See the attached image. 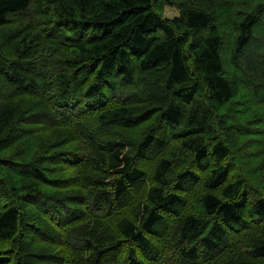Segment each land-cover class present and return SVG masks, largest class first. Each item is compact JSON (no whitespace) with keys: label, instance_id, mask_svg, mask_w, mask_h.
I'll use <instances>...</instances> for the list:
<instances>
[{"label":"trees","instance_id":"trees-1","mask_svg":"<svg viewBox=\"0 0 264 264\" xmlns=\"http://www.w3.org/2000/svg\"><path fill=\"white\" fill-rule=\"evenodd\" d=\"M0 264H264V0H0Z\"/></svg>","mask_w":264,"mask_h":264},{"label":"rangeland","instance_id":"rangeland-1","mask_svg":"<svg viewBox=\"0 0 264 264\" xmlns=\"http://www.w3.org/2000/svg\"><path fill=\"white\" fill-rule=\"evenodd\" d=\"M177 13H178V10H176L174 7H172V6H166L165 7V15L166 16L171 17L173 15H176ZM223 18H225V17H223ZM223 18H221L222 23L224 25H228V23L223 21ZM231 31H232V37H233V31H234L233 28H231ZM226 58L228 59V54L226 55ZM226 67L227 68H226V71H225V75L229 78V81L234 86L235 98L238 97L239 95H241V97H242L243 96L242 92L245 91L246 89L242 85L237 83L239 81V79H240L238 73L235 72L232 69V67H230L229 62L226 64ZM24 101H25L26 104H31V100L29 98H27V97L24 99ZM167 227H168V224H166V223H161V224H158V226H157L158 230H160L161 232L166 230Z\"/></svg>","mask_w":264,"mask_h":264}]
</instances>
